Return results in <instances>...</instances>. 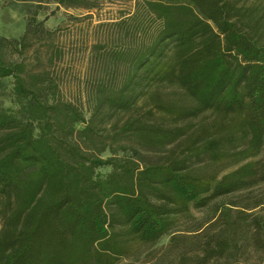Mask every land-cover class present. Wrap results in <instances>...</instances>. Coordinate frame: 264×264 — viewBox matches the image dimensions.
Masks as SVG:
<instances>
[{
    "label": "trees",
    "instance_id": "1",
    "mask_svg": "<svg viewBox=\"0 0 264 264\" xmlns=\"http://www.w3.org/2000/svg\"><path fill=\"white\" fill-rule=\"evenodd\" d=\"M21 1L23 33L0 35V264H118L166 235L186 264L200 210L206 263L264 247V0H138L90 46L88 117L50 0Z\"/></svg>",
    "mask_w": 264,
    "mask_h": 264
},
{
    "label": "rangeland",
    "instance_id": "2",
    "mask_svg": "<svg viewBox=\"0 0 264 264\" xmlns=\"http://www.w3.org/2000/svg\"><path fill=\"white\" fill-rule=\"evenodd\" d=\"M137 1L96 0L94 8L88 11L84 7L57 5L54 0H50L38 12V19H44V25L47 28L55 29L58 26L63 28L60 41L66 51V57L59 67L62 90L66 97L82 105L86 117L89 115L86 91L91 84V76L98 66L91 57L90 46L98 36L108 32L109 25L106 22L132 12ZM34 8V3L31 1L0 0V35L19 37L24 31L27 15ZM88 14L91 16L87 17ZM6 81L7 95H4L3 103L8 105L7 97L11 80ZM172 93L177 95L173 89H171V97L174 95ZM108 170V167L99 169L101 173ZM258 190L259 188H254L246 193L255 196L259 193ZM242 194L245 192L240 195ZM212 215L211 210L192 211L181 220L176 233L180 245L184 246L183 249L187 253L186 264H208L203 260L199 250V244L204 241V237L199 236L198 233ZM170 238L171 235H166L155 244L136 247L131 256L122 259L118 264H178L179 257L169 249ZM209 264H264V247L253 245L243 252Z\"/></svg>",
    "mask_w": 264,
    "mask_h": 264
}]
</instances>
